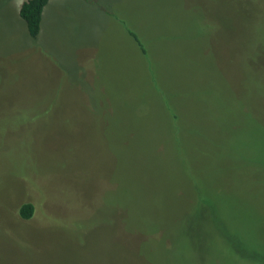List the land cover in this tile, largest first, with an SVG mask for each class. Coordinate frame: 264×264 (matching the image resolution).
<instances>
[{"label": "rangeland", "instance_id": "374dc122", "mask_svg": "<svg viewBox=\"0 0 264 264\" xmlns=\"http://www.w3.org/2000/svg\"><path fill=\"white\" fill-rule=\"evenodd\" d=\"M23 1L0 0V264H264V0H50L33 40Z\"/></svg>", "mask_w": 264, "mask_h": 264}, {"label": "trees", "instance_id": "16d2710c", "mask_svg": "<svg viewBox=\"0 0 264 264\" xmlns=\"http://www.w3.org/2000/svg\"><path fill=\"white\" fill-rule=\"evenodd\" d=\"M50 0H25L21 3L18 9V15L21 20L24 22L27 36L30 39H35L39 34L40 24L42 20L43 11ZM129 35L139 47L142 53L145 52L141 42L137 38L136 34L129 30ZM33 205L31 203H24L20 206L18 214L22 219H29L33 213ZM237 230L226 226L225 229L223 228V236L227 240L229 237L232 236V233L235 234V238H237L236 232ZM226 235V236H225ZM230 248L236 249L235 246L229 242L228 244Z\"/></svg>", "mask_w": 264, "mask_h": 264}, {"label": "crops", "instance_id": "0c3cea01", "mask_svg": "<svg viewBox=\"0 0 264 264\" xmlns=\"http://www.w3.org/2000/svg\"><path fill=\"white\" fill-rule=\"evenodd\" d=\"M44 12V11H43Z\"/></svg>", "mask_w": 264, "mask_h": 264}]
</instances>
